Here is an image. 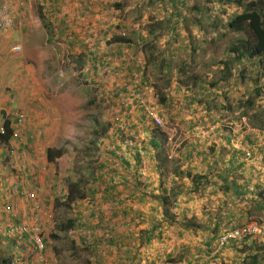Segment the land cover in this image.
<instances>
[{"label": "crops", "instance_id": "crops-1", "mask_svg": "<svg viewBox=\"0 0 264 264\" xmlns=\"http://www.w3.org/2000/svg\"><path fill=\"white\" fill-rule=\"evenodd\" d=\"M30 1L26 0V2ZM143 1L37 0L50 29L48 31L42 23L39 11L38 20L42 32L40 39L37 40L34 53L40 54L39 58L44 61L50 57L54 70L59 69L60 62L71 65V62L76 61L77 64L80 61L78 62V66H81L80 76L86 83L82 85V88L77 89L76 95L78 96H84L83 93L86 92L87 86H93L99 94H102V89L104 94L107 93L110 89V84L105 86L107 74L114 67L128 61L137 68L149 67L151 71L159 68L165 73V69L169 67L167 61L172 56L166 61L156 60L155 63L149 61L147 64L138 56L139 47L142 46L140 41L152 33L148 32V29L136 33V39L130 43L116 41V36L119 35L116 28L124 27L126 21L124 20L125 13L118 16L117 12L126 11L130 7L134 10ZM166 2L175 8L174 6L177 7V5H185L187 0L152 1L157 7L161 3L167 4ZM117 4L121 7L116 8ZM174 12L169 16L150 17L146 20L149 25L154 21L163 22V27L159 31L167 34L166 43L169 41L171 29L170 26L166 27L168 23L165 20L171 18L172 15L175 17ZM19 17L17 16L16 19ZM24 28L28 35L27 27L24 26ZM7 37L10 35L0 39L4 40ZM28 41L29 39L27 40L25 36L24 42ZM13 44L22 46L18 42ZM9 48L11 51V47ZM40 48L45 50L44 53L50 50L52 55L42 54L39 51ZM4 49L5 47L0 46L1 53ZM30 53L25 52V57L30 56ZM64 55L66 59H62ZM163 57L165 59V54ZM13 68L19 69V82L22 85L15 101L19 108L25 109V118L22 123H18L15 115L7 116L5 105H10L5 96L6 91L2 88L0 122L6 117L11 121L14 128L11 145L27 146L32 151L31 154L35 155L40 144L36 142L38 138L31 139L29 132H36L38 135L39 131L44 130L42 124H38L40 121L37 119L42 114L38 113L37 108L44 109L45 105V111L49 108L47 107L48 100L45 103L48 93L35 91L33 80L29 76L32 68L27 65V62L15 64L7 56H0V85H7V81L11 79L9 71ZM131 68L128 66V70ZM130 70L129 73L133 75ZM54 72L57 74L56 70ZM163 75L158 73V76ZM207 78L200 76L184 82L168 81L169 91L165 90V101L159 103L158 112L167 125L175 121L177 130L168 129L166 126L165 129L160 127L161 131L155 133V126L148 120L140 122L142 117L135 119L136 124L132 123L136 131L143 130L141 134L144 140L141 143L138 141L128 147L119 143L116 136L110 134L111 132L106 133V141H99L101 145L106 146L103 147L105 155L99 158L102 167L96 173V180L92 182V186L91 183L87 185V194L83 199L76 201L77 203L72 202L68 207L72 212L68 215L72 217V226L63 230V234L64 237L70 239L69 243L74 247L68 249L67 256L81 254L82 263L85 264H134L135 260L137 264L141 235L147 230L151 231L152 228L151 233L154 237H151L146 246L158 247L162 243L174 242L171 248L158 249L154 252L153 264H158L157 260L160 257L164 264L170 263L169 260H173L178 250V246L175 245L179 244H182L184 250L175 260L178 264H187L188 260H191L189 264H250L248 263L249 256H240L237 253L248 255L249 253L244 249L245 244L253 243L260 248L257 253L264 255V237H250L243 239L241 243L231 241L222 249L216 250L217 238L223 231L251 219L264 221V130L252 127L248 121L244 120L241 123V120L236 119L232 120L233 124H225L220 119V115H223L220 114L223 104L217 106V102H203V95L214 93L218 96L219 92L215 90V88L219 89V86H209V81L213 79H209L207 84ZM216 79L219 84L221 79L219 77ZM231 80L233 81L230 77L227 83ZM193 81L197 82V86L193 85ZM34 82L36 83L35 79ZM49 86L54 91L50 94L52 96L50 99L51 112L55 115L61 114L60 108L66 104V96L63 91H59L58 82ZM67 100H70L68 96ZM227 110H225L227 118L232 117ZM62 126L64 127V124ZM67 131L71 129H63L62 133L68 135ZM157 143H161V151L155 147ZM5 148L3 144H0V211L4 204L17 201L22 208L21 214L25 216L27 213L26 208L22 206L21 196L9 195V190H6L8 187L4 185L9 184L10 179L15 177L16 174L10 167L17 164L16 155H8ZM118 150L124 151V154L120 156ZM31 154L25 157L24 153H18L23 162L31 166L28 175H35L43 161L31 158ZM5 157L9 159L3 163L2 160ZM49 163L51 162L46 161V164ZM58 166L55 164V167ZM28 175L29 181L25 183L26 188L31 189L39 181L43 182V179H40L41 175H36L39 179ZM75 178L76 175L73 174V179ZM48 180L53 187L55 179L51 177ZM42 182L39 184L43 187ZM89 187L94 189L95 196L92 193L89 194ZM2 188L5 190L1 191ZM64 188L63 190L60 187L57 192L65 195L66 187ZM47 193L45 190V193L41 192L40 195L43 198L48 196L47 199L54 197L50 198ZM170 197H174L171 203L169 202ZM164 199L168 200L166 204H164ZM47 205L49 206V203ZM164 210H169L173 217L172 220L165 216L159 217L158 213L161 212L162 215ZM92 212L98 214L99 217ZM26 216L28 217V214ZM192 217L196 228L194 230L183 228L182 223ZM18 218L21 219L20 216ZM139 218H142L145 224L140 226L139 223L133 222L134 220L139 221ZM12 221L15 222L4 212L0 214L1 264H11L10 255L14 256L15 250L20 254L30 251L27 239L7 240L5 237L7 225ZM42 221L45 227V219ZM57 233H60L59 230ZM214 233L216 237L213 236ZM9 241L14 244L13 250L12 246L9 247L11 245ZM46 241L48 242V239ZM189 244L194 245V251ZM4 248L7 251H4ZM211 248L213 251L207 256ZM229 250L237 252V256H232L231 252H227ZM134 253H136L135 256H132ZM254 253L255 251L251 252V254ZM263 258L264 256H258L259 264H264Z\"/></svg>", "mask_w": 264, "mask_h": 264}, {"label": "rangeland", "instance_id": "rangeland-1", "mask_svg": "<svg viewBox=\"0 0 264 264\" xmlns=\"http://www.w3.org/2000/svg\"><path fill=\"white\" fill-rule=\"evenodd\" d=\"M36 1L37 0H31L30 2H26L24 10L21 11L22 15L15 20L14 28L10 33V37H7L4 40L0 39V46L5 47L4 52H0V56H7L9 59H12V62L15 64H18L20 62L22 63L23 61L27 62V65L32 68L29 76H31V80H33V87L36 88L35 91H44L48 93V95H46L47 98L45 100V103L48 100L49 105L47 107L49 108H47L46 111V105L44 109H42L41 107L37 108V110L39 111L38 113L42 114V116L37 119L38 121H40L38 124H42V129L44 130L39 131L38 135H36V132H29V136H31V139L35 140L36 138H38L36 142L40 144L38 147L39 149L37 148L36 150L37 153L35 155L31 154V158L35 160L41 159V161H43V164L40 168H38L39 171H37L35 175L29 174L31 177L36 178V175H41L40 179H43V182L41 181L43 187L39 184L41 183L40 181L39 183H36V186H38V188L36 186L34 187V193L37 194L38 198L34 197L33 201L37 204L42 203L43 205L49 203V206L46 210L52 212V217H45V227L44 230L42 229L43 233H46L48 235L46 237L48 239V242H46L47 251L45 252V256H47L49 264H85L82 263L83 258L81 254L79 256H67L68 249H73L74 246L69 243L70 239L64 237L63 229H59L58 226L59 224L61 225L66 220L68 215L72 214V212L70 208L64 205L63 195L58 193L57 191L60 187H66V177L73 179V174H75V171H77V174L79 176L80 174L84 173L85 166L89 161L95 162L93 165L96 169L98 159L105 155L103 154V152H105L103 147L106 146L105 144L101 145L99 141H106L105 139L107 136V132H111L110 134H114L119 143L129 147L132 146L135 142L139 141L138 143H141L144 140V137L142 136L143 130L139 129V131H136V128L132 126V123H135V119L137 118L143 117L142 120H140L141 123H143L144 121L147 122L148 119L141 113V110L138 106H132L128 111L116 107L115 103H113L114 101L112 97L114 89L111 85L112 82L108 78V76L106 78L107 81L105 86H108V84H110V89L107 93L104 94V90L102 89V94H99L93 86H87L86 92L83 93L84 96H78L76 95V93L78 92L77 89L82 88V85L86 83V81L82 80V77L80 76V70L72 69V64L69 66L63 62H60L59 69H55L57 72L56 74L54 72L55 70L52 68L54 64L50 60V57H48L47 59H45L46 61H44L39 58L40 54L38 55L34 53L36 51L35 46L38 43L37 40L40 39V34L42 32L40 21L38 20V11L40 5H38ZM152 1L153 0H144L141 5L134 10H131L132 8L130 7L126 11H118V16H122L125 13L124 20L126 21L124 23V27H117L116 30L118 31L119 35L130 37L133 40L136 39V33L142 32L146 29H148L147 31L149 32V30L153 29V24L149 25V23L146 21L149 20L150 17L157 18L159 16H169L170 13L174 12V10L180 12L181 16H171V21L166 25V27L170 26V31L173 34L172 35L170 33V37L168 38L169 41L167 43L165 38L167 34H163L159 30H154L149 37H144L143 40L140 41V45H143L149 40H155L156 44L160 47V55L163 56L165 54V59L163 57L164 61L172 56L170 57L169 61H167L169 62L167 64L169 67L165 69V73L162 69L159 68H155L152 71L149 70V67L146 69L142 68L141 66L137 68L136 65H132V63L129 61L127 63L119 64V66L123 67V69L125 71L127 70L128 72L130 70H128V66L132 67L130 70L133 74H130V79L132 81L135 80L134 82L139 84L151 83L150 85L153 86V91L149 96H152V102H150L149 104L152 106L153 110L158 115H160L158 112V106L162 96H164L165 94V90L169 89L170 85L168 81L176 80L178 82H184L193 80L198 76H206L208 77L206 81L208 84L209 79H216L219 77L221 79L219 82V89L215 88V90L217 89L219 91L218 96H215L214 93L212 95L210 93H207L203 95L204 101H202L206 103L208 101H211L213 103L217 102V106H220V104H224L225 106V103L229 102L232 107L229 108V110L223 107L222 113H220L223 114L220 115V119H222L225 124H233L232 120L235 121L236 119L241 120V123L243 122V120L247 122L248 117L246 114L241 113V107L238 106V102L245 100L250 94L254 93V90L257 86L255 80L257 81L258 85L264 86V58L262 59L261 63L251 62V60L247 59L236 61L234 60L233 55L228 52L232 41L234 42V39L232 37L235 35V32L224 27V23L229 19L228 15H230V13L237 8L234 6H224L221 4V2L219 3V0H187V2H185V5H177V7L175 8H172L171 5L167 2V4L161 3L159 7H157L156 5H153ZM119 3H121V1H119ZM195 7L197 9H195ZM174 18L177 20H175ZM24 26L27 27L26 30L28 31L29 37L24 31ZM25 36H27V40L29 39L27 43L24 42ZM14 42L21 43L23 47V50H21V53H19V55L17 56L14 55L9 48ZM137 44L139 45V43ZM39 51H41L42 54L48 56L52 55V52L50 50H48V53H44L43 51L45 50L40 48ZM25 52H31L30 56L25 57ZM193 55L197 56L196 62L193 65H189V59ZM62 59H66V56H62ZM222 61L232 62L231 64H233L232 67H230L231 74L229 77L227 76V73L224 72L226 69H223L224 66L222 65ZM18 71V68H13L12 70H10L9 72L11 73V79L7 81V85H1V87L6 91L5 96L10 105H5L7 116L12 117L20 110H23L25 112V109H23L22 107L19 108L15 101V99H17L16 96L19 95L18 90L20 89V87H22L19 82L20 74ZM147 72L149 74H147ZM159 72L160 74L164 75L158 76ZM104 73L105 71L103 72V75ZM230 77L233 79V81L231 80L227 83ZM34 79L36 80V83L34 82ZM57 82L58 84H60L59 91H63L64 95L66 96V104L64 105V107L60 108L61 114L55 115L53 112H51L50 108V99L52 97L50 94L54 93V91L50 88L49 85H55ZM37 87H39V89ZM208 89L210 90V88ZM224 90L226 91L225 94L223 93ZM67 96L70 100H67ZM83 98L85 99L83 100ZM257 103L260 105V107L264 108V94L260 95V97L257 99ZM198 104L201 103L198 102ZM1 110L2 109H0V111ZM225 110L230 112L232 117L227 118V113ZM43 112H45V115H43ZM251 112L252 110L248 111V113ZM118 114L120 116H118ZM116 115L118 117H121V119L116 120ZM33 120L36 119L33 118ZM62 124H64V127L62 126ZM166 126L168 129L174 131L177 130L175 121H173V123H168L167 125L166 122L162 120L161 127L165 129ZM104 128L105 132L101 136H99L97 140H95L97 142H95L96 145L94 146L98 148L96 151L95 147L89 142V140L91 139L90 133L93 130L101 129L102 131ZM63 129H71V131H67V133H69L68 135H66L62 133ZM67 145H69L71 148L74 146V151H68V153L58 158L57 161L46 164L45 149L47 147L57 148L62 146L67 147ZM88 149H90V151ZM118 151L120 156L124 154V151ZM128 151L129 150H127V152ZM14 152L16 155V165L18 166L19 159L17 156L19 155L18 153H16V151ZM59 163L61 164V166L55 167V164L57 166L59 165ZM28 165L29 164H27V166ZM5 170L9 171V169ZM29 171H31V166L29 167ZM51 177L55 179L53 187H51V184L48 180ZM22 182L20 180V184H22ZM4 185L6 188L8 187L9 195L17 193L16 186L10 184ZM4 190L5 189L3 188L1 189V191ZM45 190L46 193L48 190L47 194L50 195V198L53 196L54 197L51 199H47L48 196L46 197L43 195V198L40 194L41 192L45 193ZM52 190H54V192ZM26 192L32 194V192L26 190V185H24V187H22L21 189V195L27 194ZM24 197L29 196L27 194L24 195ZM173 199L174 197H170L169 202ZM20 200L23 204L22 206L26 208V213L28 214V216H30L32 211H28L29 206H25L26 204L22 202V198ZM20 207L21 206L17 201L6 203L4 204L3 208H1L2 211H0V214L4 212L6 215L10 216V214H12L13 212H18L21 217L22 208ZM163 212L162 215L160 214L161 212L158 213L159 217L164 216ZM144 213L145 212H143V214ZM165 215L172 220L173 217L169 213V210ZM15 216L18 217L17 214ZM26 218H28L26 214L25 216L21 217L22 220ZM133 222L139 223L140 226L142 224H145L143 223L142 218H139V221L134 220ZM262 222L264 223V221ZM58 230L60 233H57ZM50 233L53 234V236H51ZM245 238L246 237H244L243 239ZM243 239H241L239 242L241 243ZM169 244L162 243L159 244L158 247H150L146 246L145 244L144 248L141 249V252H143V259L141 261V264H149V261H151L154 257V252H156L158 249L171 248L172 245H174V242L171 241ZM175 246H178V250L174 254V258H172L174 262H167L166 264H178L175 260H177L176 258L180 254H182L184 248L182 244ZM189 246H191V248L193 247L194 251V245L189 244ZM149 248H151V250ZM227 252H231L232 256H237V252L235 251L229 250ZM29 253L30 252L28 251L24 252V254L28 256ZM209 254H207V256H209ZM237 254L240 256H246L241 253ZM256 254L258 256H261V253ZM160 258L157 260L158 264H164V262L160 260Z\"/></svg>", "mask_w": 264, "mask_h": 264}, {"label": "trees", "instance_id": "trees-1", "mask_svg": "<svg viewBox=\"0 0 264 264\" xmlns=\"http://www.w3.org/2000/svg\"><path fill=\"white\" fill-rule=\"evenodd\" d=\"M84 2H90V0H83ZM150 1V0H149ZM218 1V0H217ZM221 2L222 5L224 6H234L237 9L232 11L230 13V15H228V20L224 23V27L228 28L231 31L235 32V35L232 37L234 39V42L232 41L231 46L228 49V52L233 55L234 60L236 61H241L244 59L247 60H251V62H256V63H261L262 59L264 58V0H219V3ZM121 6H119L117 4L116 8H119ZM176 7V6H174ZM195 9H197L195 7ZM39 11H40V6H39ZM38 11V12H39ZM174 16H178L180 15V13H178L177 11L174 12ZM22 12L20 11L19 13L14 14V24H15V20L17 18V16H21ZM173 16V15H172ZM39 17L42 21V23L44 24V26H46L47 30L49 31V23L45 20L44 16L42 15V12H39ZM167 23H169L171 21V18H167L165 20ZM164 21V22H165ZM200 21V20H197ZM163 22H153V29L149 30L151 32H153L154 30H161L163 27ZM12 31L10 30V32L6 35L9 36L10 33ZM162 32V31H161ZM242 33V34H241ZM241 34V35H239ZM116 41L117 42H121V43H130L132 41V39L130 37L127 36H121L118 35L116 36ZM194 47V46H193ZM138 47H136L137 49ZM138 56L142 59L145 60V64H147V62L149 61H156V60H163V56L160 57V47L156 44L155 40H149L148 42L144 43L142 46L139 47L138 50ZM196 58L197 56L193 55L191 56V58L189 59L190 64L189 65H193L196 62ZM80 62V61H78ZM78 62L76 64L72 62V69L74 70H80L81 66H78ZM188 62V63H189ZM232 62H225L222 61V65L224 66L223 69H226L224 72L227 73V76L229 77L231 72H230V67H232L233 64H231ZM70 66V65H69ZM115 68V67H114ZM197 77V76H196ZM200 77V76H198ZM257 86L254 90L253 94H250L245 100L239 101L238 102V106L241 107V113L246 114L248 117V122L249 125H251L252 127H256L260 130H264V108L260 107V105L257 103V99L260 97L261 94H264V86L258 85L257 81L255 80ZM211 87H218V80L217 79H213L211 81H209ZM193 85L197 86V82L193 81ZM193 86V87H194ZM223 93L225 94L226 91H223ZM165 101L164 96H162L160 103H163ZM224 103V102H223ZM223 107H225L226 109L231 108L232 106L229 104V102L225 103V106L223 104ZM249 110H252L251 113H248ZM17 122L18 118H16ZM4 133L0 134V144L4 145L7 149V153L8 155H13L15 154L14 151H16V153H24V156L27 157L28 154H31L32 151L29 149V147L24 146V147H15L14 145H11V141L13 140V136H14V128L11 124V121L6 117L4 119ZM155 133L158 131H161V128L159 126H155L154 128ZM105 132V128L101 131L100 130H93L90 133L91 139L89 140L90 144H92L93 146L96 145L95 140H97L99 138V136H101L103 133ZM92 146V147H93ZM74 147V146H73ZM73 147L71 148L69 145L66 146H62V147H47L45 149V162H55L57 161L58 158H60L62 155H65L66 153H68V151H71L73 149ZM95 147V150L97 151V147ZM155 147H158L159 151L162 150V146L161 143H157L155 144ZM14 149V151H13ZM90 151V149H88ZM7 155V157H9ZM19 164L18 166L13 164V166L11 165V169L13 172H15V177H12V179H10V185L16 186L17 188V193H15L18 196H23V194L21 195V189L22 187H24V185H26L25 183H27L28 178V172H29V167L30 165H26L23 160L21 159V157H19ZM9 158H4L2 161L3 163H6V160ZM71 160V159H70ZM25 161V159H24ZM101 159H98V163L95 169V166L93 165L95 162H88L85 166V172L80 174V176L77 174V171H75V175L76 178L75 179H70L68 177L66 180V191H65V195L63 194L64 197V205L66 207H70L71 203H77L76 201L83 199L85 197V195L87 194V185L89 183H91L90 185L92 186V182H94L96 180V173L97 170L99 171V169L102 167V165L100 164ZM62 163V162H61ZM76 164V162H75ZM59 166H61V164L59 163ZM28 167V168H27ZM20 180L22 182V184H20ZM30 183V182H29ZM33 188L34 186L30 189V188H26L27 191L32 192V196L33 197H37V194H35L33 192ZM65 188H63L64 190ZM7 190H9L7 188ZM89 190V194L92 193L94 196V189L92 187L88 188ZM14 194V195H15ZM168 202L167 199H164V204H166ZM45 204V203H44ZM31 205V204H30ZM41 206H45L46 208L48 207L47 204L43 205L42 203H40ZM18 215V212H13L12 214H10V217L12 219H14V221L16 222H10L7 225L6 228V235L5 237L7 238V240H11V239H16V238H21V239H26L28 238V233L26 232H19L16 231L14 228L16 227V225L18 226L19 224V220L20 218L16 217L15 215ZM92 214H94V212H92ZM167 214V210H165L163 212V215L166 217ZM27 215V214H26ZM97 217H99L98 214H94ZM23 216V213L21 214V217ZM22 220V219H21ZM171 220V219H170ZM43 222V221H42ZM182 227L185 229H192L194 230L196 228V224L194 221V218H189L186 220V222L182 223ZM72 226V217H67L66 220L59 226V229H63V230H67ZM11 229H13V231L11 232ZM153 232V228L151 231H146L143 232L140 238V243H139V257H138V262L137 264H141L142 261V254H141V250L140 248L143 247L146 243L150 242L151 237H154V234L151 233ZM159 234V233H157ZM156 234V235H157ZM51 236H53V234L50 233ZM48 235L46 233H44V242L46 245V237ZM215 236V233L214 235ZM2 237V236H1ZM216 237V236H215ZM250 237H246L245 239H249ZM239 241V240H238ZM237 242V241H234ZM1 243V242H0ZM9 243H11L9 241ZM8 243V244H9ZM18 245V244H17ZM244 247L245 251H247L249 254L246 256H249L248 258V263L250 264H259V262L257 261L258 255L256 254L257 251L260 249L259 246H257L255 243L247 245ZM8 246V245H6ZM12 246V250L14 248V244L11 243V245H9V247ZM31 247V244H30ZM214 248V247H213ZM213 248H211L207 254L211 253L213 251ZM11 250V251H12ZM4 251H7L6 248H4ZM128 252H130V250H126ZM252 251H255L254 254H251ZM8 253V252H7ZM259 253V252H258ZM10 254V253H9ZM136 253H134L132 256H135ZM19 252L16 251L14 253V256L10 255L11 257V264H16L15 259L16 258H22V256H19ZM262 256V255H261ZM149 258V257H147ZM134 259V257H133ZM132 259V260H133ZM247 259V258H246ZM5 262V260H4ZM25 262V261H24ZM170 263L174 262V260H169ZM150 264H153V260L149 261ZM191 263V260H188L187 264ZM1 264V262H0ZM28 264V262H27ZM136 264V260L135 263Z\"/></svg>", "mask_w": 264, "mask_h": 264}, {"label": "built area", "instance_id": "built-area-1", "mask_svg": "<svg viewBox=\"0 0 264 264\" xmlns=\"http://www.w3.org/2000/svg\"><path fill=\"white\" fill-rule=\"evenodd\" d=\"M25 0H0V37L6 36L14 26V14L23 11L25 8ZM11 50L14 53L21 51L19 44L12 45ZM108 78L112 82L114 89L113 103L116 107L130 110L133 107H139L141 113L149 120L150 123L158 126H162V118L158 115L149 104L151 101V95L153 86L149 83H136L130 79V73L123 69L121 66H117L108 74ZM2 87L0 85V101L2 97ZM18 121L21 122L24 118V112L21 110L16 114ZM118 116H120L118 114ZM116 115V120H120L121 117ZM4 133V125L0 122V134ZM27 193V192H26ZM29 197H24L27 195ZM23 194L22 200L25 204L31 203L30 210L31 215L28 218L19 222L18 226L14 228L19 232L28 233V242L31 244L33 250L32 261L37 264H49V260L45 256L46 245L44 242V230L42 226V218L52 217L50 211L46 210L40 204L33 201L31 193ZM24 197V198H23ZM41 220V221H40ZM13 229H11V232ZM244 237H264V223L258 220H249L243 222L230 230L223 231L216 241V250L222 249L230 241H238ZM31 261V262H32ZM16 264H25L21 258L15 259Z\"/></svg>", "mask_w": 264, "mask_h": 264}, {"label": "clouds", "instance_id": "clouds-1", "mask_svg": "<svg viewBox=\"0 0 264 264\" xmlns=\"http://www.w3.org/2000/svg\"><path fill=\"white\" fill-rule=\"evenodd\" d=\"M26 1V0H25ZM24 10V9H23ZM13 28H14V26H13ZM13 28H12V30H13ZM11 30V31H12ZM2 37H5V36H2ZM2 37H0V38H2ZM14 45V44H13ZM20 45V44H19ZM21 46V45H20ZM11 48H12V46H11ZM21 50H22V46H21ZM12 51V50H11ZM13 52V51H12ZM14 53V52H13ZM19 53H21V51L19 52ZM19 53H14V54H19ZM119 66V65H118ZM109 74V73H108ZM108 74H107V76H108ZM21 111V110H20ZM23 111V110H22ZM24 112V111H23ZM18 113V112H17ZM16 113V114H17ZM16 114H15V117L17 118V116H16ZM24 118H25V113H24ZM23 118V119H24ZM23 122V120L21 121V122H19V123H22ZM1 123H4V120L3 121H1ZM154 125V124H153ZM155 126H158V125H155ZM159 127H161V126H159ZM64 188V187H63ZM22 198V197H21ZM22 202L24 203V201L22 200ZM25 204V203H24ZM31 203H29V204H26L25 206H29L28 207V211H31L30 210V208H31V205H30ZM44 207V206H43ZM45 209H47L46 207H44ZM49 211V210H48ZM52 213V212H51ZM42 219H46V218H42ZM22 221V220H21ZM20 221V222H21ZM249 221V220H248ZM235 227V226H234ZM44 228V227H43ZM226 231V230H225ZM27 239V238H26ZM27 241H28V239H27ZM240 241V240H239ZM231 242V241H230ZM234 242V241H233ZM29 243V242H28ZM229 243V242H228ZM227 243V244H228ZM30 244V243H29ZM226 246V245H225ZM224 246V247H225ZM17 250H15V252H16ZM47 251V248H46V250H45V252ZM30 253H29V256L28 255H25V254H20L19 256H22V258H23V260L25 261V264H27V262H28V264H37L36 262H33L32 261V256H33V250L31 249V247H30V251H29ZM47 257V256H46ZM48 259V258H47ZM32 261V262H31Z\"/></svg>", "mask_w": 264, "mask_h": 264}]
</instances>
